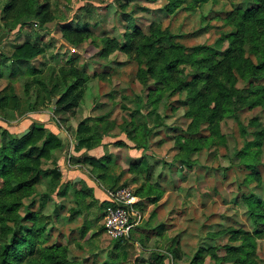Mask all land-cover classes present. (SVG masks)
Segmentation results:
<instances>
[{"label":"rangeland","instance_id":"rangeland-1","mask_svg":"<svg viewBox=\"0 0 264 264\" xmlns=\"http://www.w3.org/2000/svg\"><path fill=\"white\" fill-rule=\"evenodd\" d=\"M120 1L126 5L120 6ZM230 1H210L193 10L182 8L168 13L164 8L165 0H51L54 14L51 21L41 24L38 19H32L18 25L10 34L6 32L0 42V53L8 57L27 39L26 29L32 40L40 38L46 50L31 61L30 66L38 69L34 74L29 65L13 69L10 60L0 64V90L12 85L22 100L18 110L0 112V121L12 124L20 117L34 116L36 111L46 109L38 114L48 113L54 118L65 139L64 147L57 154L63 171L57 190L72 181L86 192V197L80 198L82 209L78 211L74 188L68 189L66 197L49 193L53 184L49 175H43L37 193L24 199L22 214L31 209L50 216L46 244L66 245L69 255L83 264H150L149 259L156 258L160 252L166 253L165 264H231L232 261L222 257L227 251L224 245L241 243L239 238L232 240L234 232L241 229L255 234L264 229L263 225L257 227L253 223L243 199L244 193L252 192L264 198V146L261 160L254 167L259 177L248 176L252 170L246 168L235 153L236 147L244 146L245 136L233 116L222 121L224 139L205 142L201 150L192 154L195 160L191 165L183 164L177 157L179 148L175 136L188 124L184 109L178 107L180 104L176 101L183 97L180 95L160 103L158 111L164 115L166 124L148 138L149 148L136 147L125 132L119 133L118 127L89 150L83 148L80 152L75 148L78 142L75 132L80 121L93 124L109 113L110 119L121 123L130 119L138 96L146 101L147 88L137 79V60L119 49L107 56L101 54L105 37L126 40L128 19L124 11L131 13L145 31L152 22H160L179 42L192 47L212 44L230 28L223 19L231 7ZM70 22L76 27H85L88 23L94 34L80 43H72L62 32L63 24ZM71 66L79 67L88 76L84 96L73 113L56 114L54 99L46 101L39 109L20 113L28 109L37 96L35 77L46 79L54 69L58 72L60 68L70 69ZM27 82L31 83L27 86ZM150 108L144 107V113ZM240 119L253 131L258 126L250 124L252 119L264 125V107L245 108L240 111ZM137 121L140 123V117ZM149 123L152 125L153 121ZM202 134L208 135L209 129L204 128ZM83 151L98 157L107 155L108 171L112 175L111 180H106L109 185L129 187L134 192L143 183L146 187L152 184L156 187L152 197L157 195L156 190L163 191L161 199L154 203L146 196L140 198L144 207L140 209L142 219L133 231V238L127 242L110 240L104 228V210L100 204L107 195L88 167L79 162ZM145 154L152 166L150 176L145 172H129L131 163L141 160ZM52 167L51 161L43 163L45 169ZM257 241L256 259L258 264H264V237ZM199 249H202L201 261L196 263L193 259Z\"/></svg>","mask_w":264,"mask_h":264},{"label":"trees","instance_id":"trees-1","mask_svg":"<svg viewBox=\"0 0 264 264\" xmlns=\"http://www.w3.org/2000/svg\"><path fill=\"white\" fill-rule=\"evenodd\" d=\"M210 1L216 3L219 0H165L164 8L168 13H174L182 8L193 10ZM125 5L120 1V6ZM230 5L223 17L230 28L214 43L192 47L179 42L175 34L160 22H152L145 31L133 20L131 13L124 11L128 19L124 34L126 40L122 42L105 37L101 54L107 56L111 51L119 49L137 60V79L147 88L146 101L143 96H138L135 108L131 109L130 119L121 123L110 119L109 113L100 116L93 124L80 121L75 132L78 139L76 150L81 152L83 148L89 150L99 145L103 136L116 127L119 133L125 132L136 147L149 148L148 138L153 131L166 124L164 115L158 111L160 103L163 99L180 95L183 97L176 101L180 104L178 107L184 109L188 124L182 133L175 136L179 148L178 159L183 164L191 165L195 160H192V154L201 150L205 142L224 139L222 121L233 116L238 119L245 136L244 146L236 147L235 153L243 165L252 170L248 176L258 178L254 167L260 162L263 152L264 125L252 119L250 124L258 127L249 131L240 119V111L264 107V0H233ZM0 9V34H10L18 25L32 19L45 24L54 18L51 0H0ZM26 30L27 39L16 46L11 57L0 53V64L10 60L13 69L29 65L34 74L38 69L30 66L31 61L46 49L41 45L40 38L32 40L29 29ZM62 32L72 43H80L94 34L88 23L85 27H76L72 22L65 23ZM87 78L85 71L77 66L60 68L58 72L54 69L46 79L35 77L33 81L37 85V96L29 103V108L20 113L39 109L46 101L52 102L54 98H57L56 114L73 113L84 96ZM240 82L243 84L240 85ZM30 83L27 82V86ZM21 101L12 85L0 90L2 114L18 110ZM147 106L151 108L144 113L143 108ZM139 117L140 123L137 121ZM151 120L152 125L149 123ZM204 128L209 129L208 135L202 134ZM64 144V137L36 121L21 135L14 134L0 124V264H83L69 255L66 245L45 243L49 215L31 209L25 214L21 213L22 206H25L24 199L37 193V185L43 175H49L53 184L49 193L66 197L68 189L73 187L78 199L77 210L81 211L83 200L80 198L86 197V192L79 189L76 183L67 182L57 190L63 176L57 154ZM146 155L131 163L128 171L145 172L149 177L152 166ZM79 157V162L88 167L91 175L104 189L118 188L106 183L112 179L108 171L110 161L107 155L98 157L83 151ZM45 161H51L53 167L43 168ZM155 188L152 184L146 187L143 183L133 193L140 198L146 196L154 203L163 195V191L158 189L157 195L152 197ZM243 199L253 223L257 227L264 226V198L252 192L250 195L244 193ZM107 203V200L101 202L103 210ZM137 206L144 209L141 199ZM262 236L264 229L255 234L241 229L235 231L232 240L239 238L241 243L224 245L227 251L222 258L232 261L231 264H258L257 240ZM132 238L133 232L129 238L110 240L127 242ZM211 251L216 255L215 249ZM165 256L166 253L160 252L156 258L149 259V263L165 264ZM201 256L202 249H199L193 262H200Z\"/></svg>","mask_w":264,"mask_h":264},{"label":"built area","instance_id":"built-area-1","mask_svg":"<svg viewBox=\"0 0 264 264\" xmlns=\"http://www.w3.org/2000/svg\"><path fill=\"white\" fill-rule=\"evenodd\" d=\"M108 201L103 211L105 230L110 238H129L140 224L142 215L137 203L140 197L129 187L104 189Z\"/></svg>","mask_w":264,"mask_h":264},{"label":"crops","instance_id":"crops-1","mask_svg":"<svg viewBox=\"0 0 264 264\" xmlns=\"http://www.w3.org/2000/svg\"><path fill=\"white\" fill-rule=\"evenodd\" d=\"M45 110L46 109H41L40 111L45 112ZM40 111H36L34 113L35 114L34 116L29 114L27 116L25 115L23 117H20L21 118L20 120H18L17 122H13L12 124L11 123L8 124V123L1 122V121H0V124H4L8 128L11 126L12 127L10 129L11 131L13 130V131L18 132V133H21V132L25 133L29 129L30 125L34 121H36L37 123L44 124L48 129H50L53 132L57 133L58 135L64 137L63 133H60V128H59L58 122L56 120H54V118H52L48 113L38 114Z\"/></svg>","mask_w":264,"mask_h":264},{"label":"water","instance_id":"water-1","mask_svg":"<svg viewBox=\"0 0 264 264\" xmlns=\"http://www.w3.org/2000/svg\"><path fill=\"white\" fill-rule=\"evenodd\" d=\"M6 32L2 33L1 36H0V42L2 41V39L6 36ZM57 101V98H54V103H56Z\"/></svg>","mask_w":264,"mask_h":264}]
</instances>
